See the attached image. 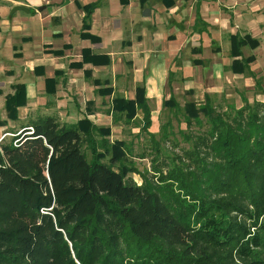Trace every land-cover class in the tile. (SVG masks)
Returning a JSON list of instances; mask_svg holds the SVG:
<instances>
[{"label":"trees","instance_id":"1","mask_svg":"<svg viewBox=\"0 0 264 264\" xmlns=\"http://www.w3.org/2000/svg\"><path fill=\"white\" fill-rule=\"evenodd\" d=\"M99 7H84L81 34L96 42L88 31ZM246 43L232 36L231 55L241 57ZM84 60L110 63L89 50ZM234 65L243 72L248 63ZM14 89L5 109L15 121L27 99L23 83ZM113 106L119 120L137 107L150 123L144 86ZM187 108L189 147L167 137L170 151L155 153L141 184L126 177L125 154L106 142L109 127L45 113L22 126L0 149V264H264V102Z\"/></svg>","mask_w":264,"mask_h":264},{"label":"rangeland","instance_id":"2","mask_svg":"<svg viewBox=\"0 0 264 264\" xmlns=\"http://www.w3.org/2000/svg\"><path fill=\"white\" fill-rule=\"evenodd\" d=\"M31 1H1L8 8V20L11 21L10 32L0 35V67L4 65L16 71V74L12 75L7 68L2 69L0 81L3 84L10 81L13 84L36 85L40 81L39 77L45 76L31 72L28 63L45 64L49 59L48 54L47 57L44 55L43 46L45 44L51 45L53 48L63 49L65 43H70L72 48L69 55L73 59L86 46H90L96 53H114L112 60L121 61L119 70L108 66V69H105V72L99 74L97 78L101 81L107 80L109 83L106 86L109 84L111 86L113 83L116 85L122 79L121 74L125 73L127 77H132L134 70H132L131 64L125 62V59L129 58L125 52L130 51L129 43L132 42L137 45V39L140 36L143 38L142 46L137 47L133 50L134 53H131L135 63L145 69L146 76L140 80L138 85L146 87L148 81L153 80L156 88L150 92V99H153L152 102L157 104L156 98H161L164 95L163 103L160 105L148 103L150 109L149 125L146 124L144 113L137 107L134 108V111L133 109L129 111L127 118L119 120L116 118V112L119 114L120 110L114 111L113 100L117 97L129 99L127 97L130 94L112 92L110 96L114 94V98L111 103L102 104L104 107L103 115L112 117L111 122L107 124L105 121L107 118L104 120L103 117L101 119L105 121L104 123L96 121L101 124L99 126L104 125V127L111 129L105 140L109 145L113 144L111 148L112 150L115 149L116 153L125 154L121 166L126 177L133 179L138 184H141L142 176L150 172L156 152L161 150L167 153L170 151L173 142H178L181 147H189L183 139L186 132H192L194 129L187 124V121L190 120L188 111L192 110V108H187L188 103L193 102L195 107H202L209 102L212 106L226 111L240 109L247 103L264 102V0L252 2L257 10L253 8L250 10L248 0H208L209 11H200L198 8L190 11L188 7V10L182 9L180 13H177L174 22L169 20L167 13H160L161 17L166 18V20L157 24L149 20L156 15L154 12L125 9L121 0H80L82 5L100 2V11L96 15L97 21L92 30L95 34H102L103 40L100 45H94L91 41L80 38L79 20L82 9L76 4H68L67 0H51L52 5L41 6L38 9L32 7L30 13L18 11L10 15L16 6H25ZM239 1L244 2L245 5L234 6V3ZM1 2L0 4H2ZM183 2L186 4L184 0ZM15 3L22 4L17 5ZM115 10L118 11V17L115 18L114 29L111 31L104 24V20L100 19L103 14L111 13L114 15ZM16 27L22 32L18 31L19 33H17ZM104 29H107L106 32ZM24 33H30L32 39L24 40V36H26L23 35ZM59 33L62 35H58ZM237 34L247 42L240 49L241 57L231 55L232 36ZM246 35H250L251 41L257 43L252 44ZM112 38L116 39L114 44L111 43ZM15 45L23 52L27 51L25 58L19 61L20 63H17L14 57L13 46ZM198 59L220 65L223 70L222 78L214 76L215 78L211 79L208 75V79H202L205 68L201 63L195 64ZM238 59L248 63L247 69L243 72L233 70ZM79 74L83 78L86 77L84 70H81ZM165 74L166 77L164 78ZM201 79L204 82L198 86L195 81L200 82ZM165 82L168 85L166 90ZM171 84H173L174 89L176 87L182 91L188 87L187 85L198 87L196 90L186 91L184 94H180V91L175 89L178 92L175 94ZM135 85L137 86V84ZM1 88L5 89L7 93L13 87L8 83L4 86L1 85ZM98 93L102 94L103 92L99 91ZM171 96L175 98L174 104L166 102L165 105V101L169 100ZM88 105L90 106V104ZM88 105L84 107V110L88 108L91 111V106L88 107ZM31 109L33 108L27 106L21 111L23 112L21 126L10 128L8 133H4L8 134L4 140L5 135L0 136V149L3 142L11 141L15 132H17L16 134L21 133V130L15 132L14 130L19 127L21 129L31 119L44 113L42 109L32 112ZM46 114L52 115V113ZM125 114H127L126 111ZM198 116L196 112L192 114V118ZM76 118L77 116L70 115L67 119L65 118L64 122H61L69 125L75 124ZM200 118L203 119V122L207 120L202 113ZM167 137L171 140V145L165 144L164 140ZM98 147L96 151L103 153L104 150ZM84 150L90 162L93 163L96 152L92 150V146L86 145ZM119 164L115 166L117 167Z\"/></svg>","mask_w":264,"mask_h":264},{"label":"crops","instance_id":"3","mask_svg":"<svg viewBox=\"0 0 264 264\" xmlns=\"http://www.w3.org/2000/svg\"><path fill=\"white\" fill-rule=\"evenodd\" d=\"M1 1H5V0H0V2ZM184 1L186 2V4H184L183 0H135V1L134 0H121V4L124 6L125 9L131 10V11L133 9H135L136 11H139L140 9L142 11L150 10L154 12L156 15L149 20L156 24L163 23L166 20V18L161 17L160 13H167V15H169V20H172L174 22L175 20L174 18H177V13H180L182 9L188 10V7L190 11H194L196 8H198L200 11H207V10L209 11V1L208 0H184ZM253 1L254 0H248L250 4V8H251L250 10H252V8L254 10H257V7H255L254 4L252 5ZM50 2L51 0H32L31 3L26 4L25 7L29 9L28 13H30L32 10L31 9L32 7H34L35 9H38L41 6H45L49 4L52 5V3ZM1 3L2 4H0V35L2 33L6 34L10 32V21H11V20H8V8L4 5L3 2ZM67 3L72 4V5L76 4L78 7L82 9L81 19L79 20L80 26H81L80 38L85 41H91L92 44L94 45H100L103 40L102 34H95L92 32V30L95 27L96 21H97L96 15L97 13H99L100 7L97 8L92 15L91 29L88 31V33H90L91 35L99 39V41L96 42V41H92L89 38H83L81 36L83 32V20L86 14L84 7L91 5L93 3L82 5L80 0H67ZM15 4L18 5L22 3H15ZM239 4L245 5L244 2L239 1L238 3L235 2L234 6H238ZM222 5L224 7L223 3ZM19 6H23V5H19ZM117 13L118 11L115 10L114 15H112L111 13H108V14H103L101 16L100 20H104V24H106L107 28L109 27L111 31H113L114 29V21H115V18L118 17ZM10 15H13V14H10ZM11 19H13L12 16H11ZM15 30H17L16 31L17 33L22 32L20 31L18 27H16ZM106 30L107 29H104V32H106ZM23 35H26L24 36V40L32 39V36L30 35V33H24ZM58 35H62V34L59 33ZM120 36H121V33L118 35V37L120 38ZM142 40L143 38L140 36V38L137 39L138 41L137 45H134L132 42L129 43L130 51L125 52L129 56L128 59H125L126 60L125 62L131 64V68L132 70H134L132 73V77L131 76L127 77L126 74L123 73L120 75L122 79L119 80V82H117L116 85L113 83V85L111 86L110 84L106 86V84L109 83L107 80L101 81V80H98L97 77L99 74H103L105 72V69H108V66L119 70V67H121V61L115 62L114 60H112L114 53L112 52L108 54L96 53L90 46H86L81 50L79 55L73 59L69 55L70 54L69 51L72 48V44L65 43L63 49L53 48L51 45L45 44L43 46L44 55H46V57H47V54L49 55V59L45 62V64H39V63H34V62L28 63L29 70L31 72H35L37 75L45 76V77H39L40 81H38L36 85L28 86L23 83L26 89L27 104L18 109L19 111L18 120L14 121L8 118V113L4 105H5L6 98L10 95H13L16 92L14 89V85L19 84V83L13 84L12 82L8 81L6 84H3L0 81V115L2 116V118L0 119V136L4 133H8L10 128L12 129V128L22 125L21 120L23 118L22 117L23 112L21 111L23 110V108L27 106L28 107L30 106L31 108H33L30 110L31 112L34 110L42 109L45 114L52 113V115L57 116L62 122H64L65 118L67 119L70 115H74V116H77L76 121L74 123H77L80 120L87 118L98 126L101 125V124H98L99 122L104 123L106 121V123L109 124L111 122L112 117L110 116L105 117L103 115L104 113L102 112V110L104 109V107L102 106V104L111 103V101L114 98V94L113 96L103 97V95L98 92L102 91L103 90L102 87H104V89L112 90V92L115 94L117 93L118 94H122V93L130 94V96H128L127 98L131 100L135 99L136 94H137V88L139 86H142L138 84L140 83V80H143L144 76L146 75H145V69H143L142 66L137 65L135 63V60L133 56L131 55V53H134L133 50L136 49L137 47L142 46ZM115 41H116L115 38L111 39L112 44H114ZM9 46H11L10 43H9ZM13 47H14L13 51L15 52L14 57L17 60L16 62L20 63L19 61L25 58V52L27 51L23 52V50L22 49L20 50L18 46L16 45ZM86 50H89L92 55L94 54L98 56L108 57V59H110V63L108 62L105 64H96V63L86 62L84 60V51ZM198 61L205 68L203 71V73L205 72V74L202 75V79L203 78L208 79L209 76L211 77V79L215 77L220 78V79L222 78L223 70L220 67V65H217L215 63H210L209 61L205 62L201 59L200 60L198 59L197 63L195 64H198ZM6 68L9 70L8 72L10 74L12 75L16 74V71L13 68H8L4 65L0 67V72L2 71V69L4 70ZM81 70H84V73H86L85 78H83L82 75L79 74ZM47 72H48V75H46ZM165 77H166V74L164 75V78ZM202 79L200 82L195 81V83H197L199 86L200 83L204 82V80L202 81ZM47 80H53L54 85L51 84L47 86V83H46ZM148 82H147L148 83L147 86L145 87L146 98L148 99V103L150 102L153 103L152 102L153 99H150L151 97L150 92H153L152 89L156 88V85L153 80H149ZM8 83L12 85L13 88L9 92L6 93L5 89L1 88V85L4 86V85H7ZM165 83L166 85L164 86L166 90L168 89V85H167V82ZM135 84H137V86ZM170 86L173 87V91L175 94L178 93L175 89L179 90L180 94H184V92L196 90L198 87V86L192 87V85H187L188 87H186L182 91L181 89H178L176 87L174 89L173 84H171ZM168 95H170V92H168ZM164 98H165L164 95L161 98L157 97L156 98L157 104H154V103L153 104L160 105L161 103H163ZM88 104H90L91 107ZM87 105L88 107L91 108V111L88 110V108L84 110V107H86ZM101 117H103L104 120L106 118L107 119L105 121H102ZM96 121H99V122H96ZM20 130L21 129L19 127L18 129L14 130V132L20 131Z\"/></svg>","mask_w":264,"mask_h":264},{"label":"water","instance_id":"4","mask_svg":"<svg viewBox=\"0 0 264 264\" xmlns=\"http://www.w3.org/2000/svg\"><path fill=\"white\" fill-rule=\"evenodd\" d=\"M17 11H25V12H29V9L26 8L25 6H16L13 10H12V14L16 13Z\"/></svg>","mask_w":264,"mask_h":264},{"label":"built area","instance_id":"5","mask_svg":"<svg viewBox=\"0 0 264 264\" xmlns=\"http://www.w3.org/2000/svg\"><path fill=\"white\" fill-rule=\"evenodd\" d=\"M29 130H30V131H33V128H32V127H29ZM4 135H5V136L3 137V139L6 138V137L8 136V134H4Z\"/></svg>","mask_w":264,"mask_h":264}]
</instances>
